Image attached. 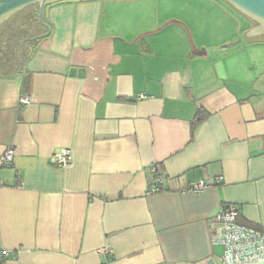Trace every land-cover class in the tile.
<instances>
[{
	"label": "crops",
	"instance_id": "crops-1",
	"mask_svg": "<svg viewBox=\"0 0 264 264\" xmlns=\"http://www.w3.org/2000/svg\"><path fill=\"white\" fill-rule=\"evenodd\" d=\"M43 21L46 37L0 63V158L14 152L0 163V248L13 254L0 264H217L208 224L222 204L264 230L253 20L223 0H69ZM152 168L164 178L150 193Z\"/></svg>",
	"mask_w": 264,
	"mask_h": 264
},
{
	"label": "built area",
	"instance_id": "built-area-1",
	"mask_svg": "<svg viewBox=\"0 0 264 264\" xmlns=\"http://www.w3.org/2000/svg\"><path fill=\"white\" fill-rule=\"evenodd\" d=\"M143 97V96H141ZM30 101L28 96H21L20 105H26ZM14 152L6 150L0 158L1 166H10L13 162ZM72 159L71 152L63 149L52 155V161L56 166L66 167ZM154 179L150 184L149 192H158L164 175L152 168ZM222 178L218 177L219 184ZM1 185V183H0ZM208 188L204 182L191 186L188 190L198 193ZM238 208L233 204H222L210 219L208 224L209 241L212 246L220 247L221 254L217 264H254L264 260V230L256 227L241 225L237 222ZM99 252L109 255L111 251L102 248ZM13 254L0 248V260H5Z\"/></svg>",
	"mask_w": 264,
	"mask_h": 264
},
{
	"label": "water",
	"instance_id": "water-1",
	"mask_svg": "<svg viewBox=\"0 0 264 264\" xmlns=\"http://www.w3.org/2000/svg\"><path fill=\"white\" fill-rule=\"evenodd\" d=\"M60 1H69V0H0V22H2L7 17L11 16L13 13L23 8L30 7L32 5H37V12H36L37 21L46 29L45 33L35 36L32 39V41H37L41 38L46 37L49 32L48 26L43 21V14L45 8L50 4ZM223 1L229 4L235 10H237L240 14L250 18L256 23L257 25L256 28L250 30L247 33V36L254 34L264 35V0H223ZM21 48H22V43H21ZM210 264H213V262H210ZM254 264H264V260L256 262Z\"/></svg>",
	"mask_w": 264,
	"mask_h": 264
},
{
	"label": "rangeland",
	"instance_id": "rangeland-1",
	"mask_svg": "<svg viewBox=\"0 0 264 264\" xmlns=\"http://www.w3.org/2000/svg\"><path fill=\"white\" fill-rule=\"evenodd\" d=\"M29 8H23L11 16L7 17L5 20L0 22V63L10 64L17 62V55L21 52L22 39L30 34L35 36L38 31L33 26L31 31H27L30 26ZM37 12V10H36ZM32 23H35L32 21ZM36 23L37 17H36ZM35 23V24H36ZM28 33V34H27ZM26 45V44H25ZM24 45V46H25ZM23 47V44H22ZM16 59V60H15Z\"/></svg>",
	"mask_w": 264,
	"mask_h": 264
},
{
	"label": "flooded vegetation",
	"instance_id": "flooded-vegetation-1",
	"mask_svg": "<svg viewBox=\"0 0 264 264\" xmlns=\"http://www.w3.org/2000/svg\"><path fill=\"white\" fill-rule=\"evenodd\" d=\"M29 9L28 10H30V14H29V21L31 22L30 23V26H29V28H28V30L27 31H31V29H33V24L34 23H32V21L33 22H36V10H37V5H32V6H30V7H28ZM29 33V35L27 36V37H25L24 39H22V44H23V47H22V50H24V45L26 44V45H29V44H31L33 41H32V39H33V36H31L32 34H30V32H28ZM27 33V34H28Z\"/></svg>",
	"mask_w": 264,
	"mask_h": 264
},
{
	"label": "trees",
	"instance_id": "trees-1",
	"mask_svg": "<svg viewBox=\"0 0 264 264\" xmlns=\"http://www.w3.org/2000/svg\"><path fill=\"white\" fill-rule=\"evenodd\" d=\"M197 116H198V117H197V119H196V123H198L199 121H201V120L204 118V116H203L202 113H199Z\"/></svg>",
	"mask_w": 264,
	"mask_h": 264
}]
</instances>
